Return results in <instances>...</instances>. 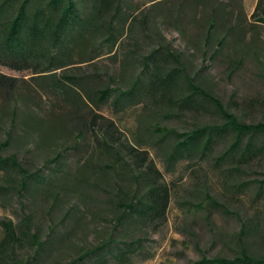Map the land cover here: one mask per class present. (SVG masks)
I'll use <instances>...</instances> for the list:
<instances>
[{"label":"rangeland","instance_id":"374dc122","mask_svg":"<svg viewBox=\"0 0 264 264\" xmlns=\"http://www.w3.org/2000/svg\"><path fill=\"white\" fill-rule=\"evenodd\" d=\"M123 1V14L137 22L132 32L127 31L131 20L125 25L112 53L108 45L93 61L88 58L94 53L75 55L71 65L41 78L0 66V75L15 82L13 93L0 94V114L9 110L11 98H21L15 123L0 122V144L12 129L0 156L15 157L36 176L20 195L19 173L0 169V245L6 224L19 238L0 254V264H68L104 246L81 264H196L232 260L243 251L264 259V134L242 138L255 149L237 172L234 159L215 163L233 133L216 142L207 160L170 161L175 139L162 138L161 131L184 133L225 121L213 103L200 98L191 112L155 106L142 94L149 90L150 71L141 66L142 57L161 46L170 55L164 50L155 55L159 69L163 74L181 70L183 95L187 79L192 80L240 123L264 124V25L251 18L259 0ZM226 34V43L218 46ZM138 75L131 103L115 105L118 93L97 107L86 103V93L97 100L106 87L126 92ZM67 77L78 80L83 95L67 87L66 93L54 94L50 86L56 80L72 84ZM95 116L115 124L118 138L110 146L116 151L107 149L97 129L91 131ZM127 147L147 159H133ZM57 156L58 162L44 166ZM150 161L163 176L158 184L171 195L164 221L156 226L135 217L118 223L120 208L148 191L151 174L145 164ZM244 224L246 233L240 234ZM32 236L42 250L36 251Z\"/></svg>","mask_w":264,"mask_h":264},{"label":"trees","instance_id":"16d2710c","mask_svg":"<svg viewBox=\"0 0 264 264\" xmlns=\"http://www.w3.org/2000/svg\"><path fill=\"white\" fill-rule=\"evenodd\" d=\"M124 8L123 0H0V66L16 72H27L35 78H41L71 65L75 55L85 58L86 55L94 53L88 58V61H93L100 57L99 51L108 45L110 46L109 53H112L118 39L124 35L125 25L131 20V26L128 27L127 31L132 32L136 25L135 22H137L131 15L123 14ZM121 16L123 17L121 18ZM251 18L255 23L264 25V0L258 1ZM142 22H145L144 17L140 20V24ZM213 29L214 26H211L206 38L207 42L210 41L211 30ZM227 38L228 34L223 36L217 45L223 46ZM162 50L166 51L168 56L170 55L167 49L159 46L142 57L143 72L150 71V79L146 83L149 90H143L142 94L150 95L155 106L172 104L177 106L179 110L190 112L195 109L197 98H200L203 101L213 103L225 121L222 126L196 127L192 131L184 133L172 130L161 131L160 136L162 138L168 136L175 139L176 144H174L173 151L169 156L170 161L191 160L196 157L202 161L207 160L216 142L225 137L226 134L233 133V142L220 157L216 158L215 163L219 165L227 159H234L235 166L232 170L236 172L242 166H246V162L253 157L255 148L250 144L243 145L242 138L251 134H264V124L248 126L240 123L205 90L196 86L192 80L187 79L186 87L183 88L187 94L183 95L178 82V77L182 73L181 70L174 68L163 74L159 69L155 55ZM173 60L178 63L174 57ZM141 78L142 76L138 75L132 87L126 92L106 87L98 91L97 100L86 93L84 97L86 103L97 107L98 104L108 102L114 93H118L115 105H122L121 100L127 104L131 103L136 99V90ZM48 79L51 80L53 77ZM65 79L72 84L68 85L65 84L66 82L56 80L53 82V87L50 86V88L55 89V95L66 93L67 91L64 90L66 87L70 91H76L83 95L77 79L71 77ZM13 90H15L14 80L0 75V94L13 93ZM20 101L21 98L18 96L11 98L9 110L2 108L0 122L9 118V123H15L17 105ZM98 118L100 117L92 118L91 131L97 129L96 133L102 134L100 135L102 136L101 140L104 141L107 149L116 151L114 147L110 146V144H115L118 138L115 124L103 118H101V122H98ZM5 133L7 140L0 144V152L8 145V138L11 137L12 129ZM124 148L126 149V145ZM128 150L131 152H129L130 155H133V159H140L141 162L147 159L148 155L138 152L137 148L131 147ZM59 159L60 157L57 156L53 160H48L44 166L46 167L51 162L55 164ZM145 166L146 171L151 174L150 187L146 194L138 200L134 198L120 208L118 223L123 219L135 217L145 219L156 226L164 221L165 211L171 201L170 191L167 186L158 184V179L162 180L163 176L156 169L155 164L150 161L148 164L146 162ZM0 169H13L19 173L21 177L18 194L20 195L26 191L27 181L34 180L36 177L35 174H28L13 156L8 158L0 156ZM24 225H28L27 218ZM243 233H246V224L241 226L240 234ZM32 240L33 245L37 247L36 251L42 250L43 245L38 243L34 236H32ZM17 242H19L17 229L11 223L6 224L5 237L0 245V254H6L10 244ZM137 243H140V240L129 244V246H134ZM105 248L106 246L87 251L68 264H81L88 257L94 256ZM196 264H264V259L252 257L243 251L232 260L213 259L208 261L202 259Z\"/></svg>","mask_w":264,"mask_h":264}]
</instances>
